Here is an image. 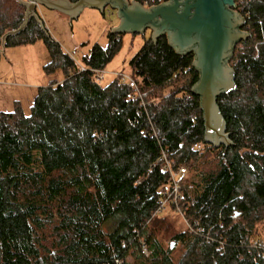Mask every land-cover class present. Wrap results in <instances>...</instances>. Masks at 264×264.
Instances as JSON below:
<instances>
[{
	"label": "trees",
	"instance_id": "trees-1",
	"mask_svg": "<svg viewBox=\"0 0 264 264\" xmlns=\"http://www.w3.org/2000/svg\"><path fill=\"white\" fill-rule=\"evenodd\" d=\"M237 10L251 36L231 60L237 90L218 99L234 144L218 148L205 141L192 92L193 53L178 54L165 35L147 37L129 62L137 88L121 75L103 85L97 72L121 49L122 35L94 44L79 65L36 18L9 34L26 7L0 0V45L43 41L46 72L64 73L38 89L29 114L20 105L0 111V264H264V241H255L264 227V0ZM167 87L158 102L147 97ZM165 148L172 167L192 173L171 204L191 225L173 236L183 247L178 257L158 236L171 177L153 163Z\"/></svg>",
	"mask_w": 264,
	"mask_h": 264
},
{
	"label": "water",
	"instance_id": "water-1",
	"mask_svg": "<svg viewBox=\"0 0 264 264\" xmlns=\"http://www.w3.org/2000/svg\"><path fill=\"white\" fill-rule=\"evenodd\" d=\"M19 1L26 7L25 20L18 30L9 34L24 30L32 18L41 22V7L58 10L71 18H77L85 8L104 13L111 7L120 20L112 28V34L145 35L150 31L154 42L165 35L178 54L193 53V66L199 72V79L192 92L200 97L205 141L218 148L234 144L218 99L237 90L231 60L236 46L251 36L243 29L246 19L237 10V0H165L150 7L137 0Z\"/></svg>",
	"mask_w": 264,
	"mask_h": 264
},
{
	"label": "rangeland",
	"instance_id": "rangeland-1",
	"mask_svg": "<svg viewBox=\"0 0 264 264\" xmlns=\"http://www.w3.org/2000/svg\"><path fill=\"white\" fill-rule=\"evenodd\" d=\"M39 16L40 23L64 50L75 58L79 65H81L83 56L90 52L94 44L107 46L112 28L119 23L117 13L111 7H107L104 13L97 9L85 8L77 18L47 9H43ZM147 37H151L150 31H147L145 35L123 34L121 49L104 70L97 72V75L103 77L100 83L106 85L118 75L122 78L125 75L130 77L127 83L137 88L129 62ZM4 43L3 39L0 45V111L13 112L17 105H20L24 113L29 114L38 89L48 86L53 80L62 81L64 73L61 69L52 74L46 72L44 67L50 61V55L43 41L6 48ZM183 82V79L179 80L180 85ZM169 90L170 87L152 93L148 91L147 97L153 102H158L162 96L168 94ZM214 156H209L208 166H214L217 162L218 159ZM191 174L187 170L179 176L180 181L189 180ZM161 215L165 225L158 236L165 248L168 249L171 243L174 244L173 254L178 257L183 247L173 239V236L188 230L191 225L183 213L172 209L171 206L166 207ZM259 233L255 241H264L263 225L259 226ZM129 261L134 262L132 255L129 256Z\"/></svg>",
	"mask_w": 264,
	"mask_h": 264
},
{
	"label": "built area",
	"instance_id": "built-area-1",
	"mask_svg": "<svg viewBox=\"0 0 264 264\" xmlns=\"http://www.w3.org/2000/svg\"><path fill=\"white\" fill-rule=\"evenodd\" d=\"M131 1V0H129ZM165 0H147L143 5L146 7H150V6H154L157 4H160L162 2H164ZM244 0H237V4L239 2H243ZM103 77H100L99 75L96 76V80L98 82H100ZM130 77L128 76H123L122 81L123 82H128L127 79H129ZM196 148H200L201 145L200 144H196L195 145ZM158 163H162L164 169L169 170L170 172V184L168 185V187L166 188V190L163 192V197L161 200V207L159 208V210L157 211V213L161 214V212H163L166 207L171 206V204L173 202H176L180 195H181V181L179 179V176H181L183 173H186L187 168L183 165L178 166L177 168L172 167V162L169 160L168 158V148H165L162 151V155L160 158H158L156 160L155 163H153V166H156ZM195 225H197V222H195ZM201 228L198 227L197 230L199 231ZM221 243V242H220ZM223 248L222 243L220 244V249ZM141 251L142 253H144L145 255H149V250L147 248L146 245H142L141 247Z\"/></svg>",
	"mask_w": 264,
	"mask_h": 264
},
{
	"label": "crops",
	"instance_id": "crops-1",
	"mask_svg": "<svg viewBox=\"0 0 264 264\" xmlns=\"http://www.w3.org/2000/svg\"><path fill=\"white\" fill-rule=\"evenodd\" d=\"M43 9H47V8H45V7H41V8H40V11H39L40 15H41ZM47 10H50V9H47ZM51 11H58V10H51ZM58 12H60V11H58ZM60 13H63V12H60ZM119 21H120V20H119ZM118 24H119V23H118ZM118 24H117V25H118Z\"/></svg>",
	"mask_w": 264,
	"mask_h": 264
}]
</instances>
